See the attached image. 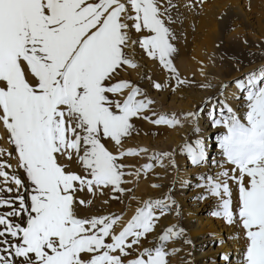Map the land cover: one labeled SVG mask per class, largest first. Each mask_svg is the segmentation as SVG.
Segmentation results:
<instances>
[{"label": "snow or ice", "instance_id": "1", "mask_svg": "<svg viewBox=\"0 0 264 264\" xmlns=\"http://www.w3.org/2000/svg\"><path fill=\"white\" fill-rule=\"evenodd\" d=\"M168 11L164 0H0V127L17 161L13 168L0 159V264H169L163 243L139 250L159 219L150 203L118 233L120 216L78 214L91 204L82 192H125L124 177L132 173L121 161L147 151L107 146L122 148L133 121L150 119L154 104L139 86L118 79L138 67L133 47L158 60L178 85L187 83L171 59ZM237 85L247 111L241 116L228 107L214 121L225 130L223 170L202 179L218 198L213 215L243 230L241 264H264V69ZM150 122L179 124L163 114ZM187 151L193 164L206 159L201 141ZM4 155L12 157L0 150ZM73 163L81 171L70 170ZM183 231L169 228L159 240Z\"/></svg>", "mask_w": 264, "mask_h": 264}, {"label": "bare ground", "instance_id": "2", "mask_svg": "<svg viewBox=\"0 0 264 264\" xmlns=\"http://www.w3.org/2000/svg\"><path fill=\"white\" fill-rule=\"evenodd\" d=\"M251 1H253V3L252 5H250L251 3L249 4L251 9L250 12L243 11L242 4L241 3L238 4L237 0H217V2H213V3H210L211 1L207 2L206 5L203 6L202 11H200L197 14L196 12L191 11V9H193L192 7L193 5H191L190 0H182L179 2L177 0V3L181 5L180 9L182 13L179 22L181 21L187 32H192V34L195 35L194 36L195 39L196 38L203 39V41L205 39L210 44L212 43L229 44L226 38L228 34L227 35L224 34L226 33L227 30L229 31L231 28H236L240 24L243 26L242 28H245L244 30H249L247 32L248 34L251 33L255 35L258 34L260 37L264 38V13L259 8L260 5L264 6V0H251ZM197 17H199V20L195 19ZM190 24L194 25L193 30L190 29L189 26ZM256 38H258V36ZM263 41L261 42V40H257V42H255L253 40L250 41V39L247 40L245 38L243 39L240 38V40L238 41L239 42L238 48L242 53L248 52L250 54V57H252L254 53L261 52V49L263 48L264 45ZM213 44L212 46L215 47L216 45L214 46ZM256 44L258 45V47L254 48V45ZM198 45L200 44L198 43ZM195 47H197L196 43H192V49ZM177 50L178 53L177 55H175V58L178 56L180 60L179 69H178L180 71V76L186 78L189 75L193 74L197 77L198 80L203 79L204 82L208 81V83L210 82V84L215 83L216 79L220 78L221 80H223L222 85L217 86L212 90H210L212 88L210 87L209 89L210 91L204 92L203 94H196L194 96H191L192 93H188V94L185 93V94H177L175 97L173 94L168 92H164L161 94L151 93L152 92L150 91L151 85H148L149 80L146 78L147 81L141 80L142 81L141 89L147 94V97L149 99L154 100V103H156L155 105L160 106L159 108L161 112L163 113L170 112L172 113L170 115V118H174L179 121V124L173 126L172 131H170L172 133L171 134L172 136H170L172 137V140L168 141V143L172 145V149H176L179 146L181 147V145H185V144L187 146L191 145L193 148H195L197 141H201L203 142L204 145L205 154H207V152L213 153L211 159L214 161V163L212 164L211 167H209L208 164L205 163L204 161L202 165L191 168L190 170H186L185 161L183 160L178 161V163H176V167H177V169L175 170L176 172L175 173L172 172L171 174H167V173L165 174V179L167 180L169 179L167 183H164L165 181H160L161 180L160 179L159 181L162 183V186L155 189L154 191H150L149 189H147L145 184H138L135 197H137V194H139L140 195L139 198H141L142 202H145V204L153 203V206L157 205V207L163 208L161 209V212L154 211L156 216L157 213H159L160 215L159 218L161 220L158 223L160 225V228L168 227V229L175 228L176 230H179L181 228L183 229V227L185 228L187 232L186 234H183L185 240L181 235L177 241L179 244H182V247L177 252L181 264L184 263L207 264L206 263L207 257H209L213 253L215 254L220 252H221L220 254L221 256L218 264L227 263L223 261L225 260L227 261L228 258L232 259L231 264H238L240 255H242L241 247L243 245V240L239 236H238L239 238L237 237L239 232L238 230L239 227L237 226V224L229 225L225 222L223 218H219L213 215V212L216 211L218 207V198L213 197L211 195H207L206 192L207 188L204 186L206 185L205 179H202V177L205 178V176L207 175H214V174L217 175L219 173L218 170L222 171L221 166L219 165L217 166V162L219 160L221 161L222 158V153L219 148L220 136L217 134V132L220 131L224 133L225 130L221 126L215 125L214 121L216 119H222L223 117L217 114H212V110L217 109L219 112H221V114L223 113V116H227L228 114L227 108L231 107L233 111L237 113V115L242 116L245 114L247 103L244 97L246 95V92L242 93V91L239 89L237 85L236 82L237 80L235 78L238 75L245 74L243 76L244 78L240 79L239 81L243 80L246 82L250 74L255 73L257 76H259L261 70L264 69V53L262 54L261 57L259 56L258 59L252 60L249 63L246 62L241 63L243 64V66L240 65V67L237 70L230 71L227 74L226 78H224L219 73H216L215 75L213 74L212 67L207 60L208 53L206 58L205 56H203L204 54L199 55V53L196 52L198 59L195 60V63L191 62L185 64L184 63L185 57L188 56L192 58L193 56V55L191 56L189 55V52L191 51V47H189V51H188L179 44ZM134 55L136 56L133 58L136 59L137 65L140 67V70H144L145 66L143 59L139 54H137V52L134 53ZM147 71L144 70L143 72L141 71L140 72L142 74H145ZM148 73L149 72H147L146 75H148ZM231 81H234V83L232 84V87L229 88L228 83H230ZM216 99H218L219 102L221 104L223 103L226 107L216 106L215 103H219L217 101L215 102ZM167 101H169V104L168 106L165 107L164 102ZM202 103L207 104V107L204 111L205 112L208 111L210 112V114L205 115L204 114L205 112L203 111L204 112L203 115L200 116L195 113L196 108L202 105ZM190 113L193 115L189 116ZM134 126L135 129L139 128L137 125ZM168 132H162L161 134H165ZM213 136L214 139L213 141H211ZM155 147L157 146L155 145ZM210 149H214V150L211 151ZM189 162L190 163L192 162L190 155H189ZM186 163H188V161H186ZM190 166H192V163L191 165H189V168ZM186 167L187 169H189L188 166ZM179 190H182V195L180 197L176 195V192ZM172 201H175V203L173 204ZM165 204L169 205V207H165L164 206ZM209 209H212V211L209 213H205ZM161 213H165V214L162 215ZM129 214L130 213L127 214V217H129L128 216ZM176 215H181V222H183L184 226L183 224L179 225L174 222L177 221ZM121 227H123V225ZM222 233H225L226 237L228 238L227 239L228 245H225L223 248L216 247L217 248L216 251L213 252L210 250L206 252L201 251V249L208 242L209 243L211 242L209 241L210 238H208L207 236L211 237V239H214L216 237L219 238ZM187 236L189 238V241L187 240ZM236 238H238V240ZM154 241H155L154 244L160 242L159 236H156L154 238ZM189 242L193 243L197 248H201V249H195L194 254L192 255L193 256L192 259L190 258V256L187 255L186 252V248H188L189 251L191 250V246ZM184 243L185 245L183 246ZM214 261L215 259H212L210 263L208 262V264H215Z\"/></svg>", "mask_w": 264, "mask_h": 264}, {"label": "rangeland", "instance_id": "3", "mask_svg": "<svg viewBox=\"0 0 264 264\" xmlns=\"http://www.w3.org/2000/svg\"><path fill=\"white\" fill-rule=\"evenodd\" d=\"M179 1H182V0H178V2ZM207 2L213 3V2H217V0H190L191 5H193L192 6L193 9H191V11L196 12L198 14L200 11H202L203 6L206 5ZM164 3L169 8L168 15L171 18V22L169 24V27H170L173 35H174V39L172 40V43L176 49V51L173 54V56L171 57V59L173 61L174 67L176 68V70L179 74V78L181 80L187 81V83L178 85L176 79L174 78L173 73H171L170 71L165 69L159 63L158 60H153V59L149 58L138 45H135L133 47V49L131 50V54L133 57H135L136 55H134V53L137 52V54H139L141 56V58L143 59V62H144V66H145L144 70L145 71L148 70L147 71V72H149L148 75H146L147 72L145 74H142L141 72H143L144 70H140V67L138 66L136 68L137 70L128 68V69L122 71L120 74V77L118 79L129 80L131 83L139 86L140 88H142L141 87L142 81H145V80L147 81V79H148L149 80L148 85H151L150 91H152L151 93H155V94H161L164 92H168V93L173 94L176 97L177 94L192 93L191 96H194L196 94H203L204 92H209L210 90L214 89L215 87L222 85L223 80H221L218 77L220 80L216 79L215 83L210 84V82L208 83V81L204 82L203 79L198 80L197 77L193 74L189 75L186 78L180 76V71L178 70L180 60H179L178 56L175 58V55H177V53H178L177 49H178L179 44L184 49H187L188 51H189V47H191V51L193 52V53L191 51L189 52L190 56L193 55L192 58H190L188 56L185 57V60H184L185 64H188L191 62L195 63V60L198 59L196 52H198L199 55L204 54L203 56H205V57L207 56V53H208V56H207L208 58L207 57L206 58L212 67L213 74L215 75L216 73H219L224 78H226L227 74L230 71L237 70L240 67V65L243 66V64H241V63H243V62L249 63L252 60L258 59V57L259 56L261 57L262 54L264 53V45H263V48L261 49V52L254 53V55L252 57H250V54L248 52L242 53L240 51V49L238 48V43H239L238 41L240 40V38L241 39L245 38L247 40L250 39V41L253 40L255 42H257V40H261V42H262L264 39V38L260 37L258 34H256V35L253 33L248 34L247 32L249 30H244L245 28H242L243 26L240 24V22H239L240 25H238L236 28H231L229 31L227 30L229 33L226 31V33L224 34V35L228 34L227 35L228 37L226 36V38H227V41L229 42V44H222V43H214L213 44L212 43L214 46L216 45L215 47H213L212 44H210L205 39H204V41H203V39H198V38L195 39L194 38L195 35L192 34V32H187L184 28V25L181 23V21L179 22V19H180V16L182 13H181V9H180L181 5L179 3H177V0H171L170 5H168V0H164ZM237 3L242 4L243 11H245V12L251 11L250 5H252L253 1H251V0H237ZM185 5H186V3H185ZM259 8L264 13V6L260 5ZM195 19L199 20V17H197ZM189 26H190V29L193 30L194 25L190 24ZM246 34H248L249 36ZM257 36L259 39L256 38ZM252 37H253V39H252ZM137 38H138V34H133V39H137ZM197 42L200 45H198ZM204 42H206L208 45ZM192 43H196L197 47L192 49ZM263 44H264V41H263ZM210 45H211V47H210ZM208 46H209V48H208ZM198 47H200L201 49ZM257 47H258L257 44L254 45V48H257ZM209 55H211V56H209ZM134 60L136 62V59H134ZM189 60H191V61H189ZM138 71L139 72L141 71V72L139 73ZM244 75L245 74L238 75L235 78L237 80L236 82H238L240 79H243ZM154 83H160L162 85L161 90H157L156 88H154L152 86V85H154ZM233 83H234V81H231L230 83H228L229 88L232 87ZM210 87H212V88L210 89ZM194 92H196V93H194ZM197 92H199V93H197ZM151 100H153V99H151ZM216 101L219 102L218 99H216L215 102ZM164 103H165L164 106L166 107V106H168L169 101L164 102ZM246 103H247V101H246ZM155 104L156 103H154L151 106V111H149L145 114L148 117H150V119H137V120L133 121L134 125H137L139 128L135 129L134 132L132 133V135L125 139L122 148L115 146L112 142H108V144H107L109 149L111 151H113L114 153H118L119 151L126 150V149H141V148L147 149L146 152H142L138 156H128V157H125L123 161H121V163L126 165L124 171L126 173H132V175H126L124 177V179L127 182L125 184H123L122 187H124L126 189V191L123 193H115V192H112L111 190H105L103 193L97 192L95 196H93L91 193H88L87 191L80 193L79 194L80 199H83L85 201H89V200L91 201L90 205L80 206L78 208V214L81 217L107 216V215L120 216V217H122V220H121L120 224L115 229L116 232L118 233L122 228L121 226L122 225L125 226L127 224V222L129 220H131V218L136 214V210L138 208H142L146 204H149V203L145 204V202H142L141 198H139L140 197L139 194H137V197H135V193L137 191V185L138 184H145L147 189H149L150 191H154L155 189L162 186V183L160 181H165L164 183H167L169 181V179L168 180L165 179V174L166 173L171 174L172 172L175 173L176 172L175 170L177 169L176 163H178V161H181V160L185 161V169L186 170H190L191 168L198 167V166L202 165L204 163V161H205V163L208 164L209 167H211L212 164L214 163V161L211 159V156H213V153L207 152L206 159L202 163L197 165V164H193L191 162L192 166H190V168H189V165H191V163L189 162V155L190 154L187 151V145L186 144L181 145V147L179 146L180 148L178 147L176 149H172V145L170 143H168V141L172 140V137H170V136H172L171 135L172 133L170 131H172L173 126H169L166 124L157 125V124L150 122V120H154V119L158 118L159 115L163 114V115H166L168 118H170V115L172 114L170 112L169 113L161 112L160 108H159L160 106H157ZM215 105L216 106H225L223 103L221 104L220 102L215 103ZM206 107H207V104L202 103V105H200L199 107L196 108L195 113L197 115L202 116L203 113L205 112L204 110L206 109ZM214 108H216V107H214ZM222 109H224V108H222ZM246 111H247V108H246ZM153 112L156 113L155 116H153ZM204 114L208 115V114H210V112L207 111ZM212 114H217V115L222 117L221 112H219L217 109L212 110ZM214 119H216V118H214ZM162 132H168V133L161 134ZM217 134L219 136H221V135H223V132L219 131V132H217ZM213 139H214V136L211 139V141H213ZM134 143H136V144H134ZM217 144H215V145H217ZM155 145L157 147H155ZM163 145H166V146H163ZM215 145H214V148H215ZM0 150L5 151L6 153L7 152L12 153V157H8L7 155H4L3 157H0V159L7 161V163L11 164L13 166V168H15L16 164H17V161L15 159V149L9 143L8 134L2 127H0ZM210 150L212 151L214 149H210ZM186 161H188V163H186ZM223 161H224V158L222 156L221 161L219 160L217 162V166L218 165L220 166L221 164H223ZM62 162L67 163L66 161H62ZM148 164L152 165V168L150 170H146L144 168V166L148 165ZM186 166H188L189 169H187ZM70 170L81 171V169L74 163L72 164V167ZM218 172H221V171L218 170ZM18 174L21 176V178H23L24 174L22 171H20ZM208 176H211L214 178L217 177V175L214 174V175H207V176H205V178ZM139 181H140V183H139ZM206 183H207V181L205 179V184ZM154 185H155V187H154ZM234 187L235 186L233 185L234 200H235V188ZM206 192H207V195H210L208 188L206 189ZM176 195L180 197L182 195V190L177 191ZM114 196H118L119 199H113ZM133 198L137 199V200H134ZM105 201H107V203H105ZM150 204L153 206V203H150ZM208 208H209V205H208ZM161 209H163V208H159V207H157V205L153 206L154 211L161 212ZM5 211H7V209H5ZM211 211H212V209H209L205 213H209ZM128 213H130L128 215L129 217H127ZM164 214L165 213H163L162 215H164ZM124 216H125V218H124ZM157 216L160 217L159 213H157ZM176 217H177V221H174V222L176 224H179V225L183 224V222H181V215H176ZM123 220H126V221H123ZM160 220L161 219L159 218L158 220L155 221L156 227H155L154 232L148 234L147 238L142 240V243L139 246V250H143V248H146V247L147 248H154L156 246H160L161 243H163L165 250L170 253V255L168 256V261L170 260L169 264H181L180 258L178 257L177 252L182 247V244H179L177 242L178 238L173 237L172 239H170L166 242L160 241V242L154 244V242H155L154 238L156 236L160 237L168 229V227H166V228L161 227L160 228V225L158 224ZM183 226H184V224H183ZM237 226L239 227L238 224H237ZM183 230H184L183 234H186L187 232H186L184 227H183ZM238 230H239V232H238L237 237L239 236L243 240V245L241 247V251L243 253V250H244L245 245H246V241L243 238V230L240 227L238 228ZM183 234H182V236H183ZM221 235H222V237H221ZM221 235L219 238L216 237L214 239H211V237L207 236L208 238H210L209 241H211V242L210 243L208 242L202 249L197 248L193 243L189 242L190 246H191V250L189 251L188 248H186L187 255L190 256V258L192 259L193 258L192 255L194 254L195 249H201V251H203V252H206L208 250L213 252V251H216V249H217L216 247L223 248L225 245H228V243H227L228 238L226 237L225 233H222ZM238 238H236V239L238 240ZM183 239H184V236H183ZM187 240L189 241L188 236H187ZM172 242H174V243H172ZM169 244H171V245H169ZM184 245H185V243L183 244V246ZM215 254L213 253L209 257H207V259H206L207 264H208V262L210 263L212 259H215V261H214L215 264L219 263L221 252L215 253ZM134 255H135V253H134ZM172 256H174V257H172ZM242 259H243V256L240 255V259L238 260V264H241ZM231 261H232V259L228 258L227 261L225 260L223 262H227L225 264H231Z\"/></svg>", "mask_w": 264, "mask_h": 264}]
</instances>
